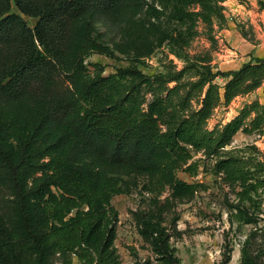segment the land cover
Here are the masks:
<instances>
[{
	"label": "trees",
	"instance_id": "trees-1",
	"mask_svg": "<svg viewBox=\"0 0 264 264\" xmlns=\"http://www.w3.org/2000/svg\"><path fill=\"white\" fill-rule=\"evenodd\" d=\"M224 1L0 0V264H124L112 204L123 191L119 169L148 176L155 196H186L200 185L178 172L195 175L213 161L211 172L238 187L230 221L238 229L257 223L264 151L232 143L240 131L264 135V101L213 129L209 121L219 106L264 86V59L221 71L187 52L200 23L208 33L228 25ZM142 15L164 23L161 42L184 66L169 60L147 73L135 58L108 75L100 66L90 71L93 54L116 58L96 23L123 25L133 36L146 29ZM199 153L205 158L195 159ZM136 220L157 264H182L164 225L143 212ZM251 241L252 234L243 241L240 264H258ZM20 250L32 258L21 261ZM231 252L228 241L220 264Z\"/></svg>",
	"mask_w": 264,
	"mask_h": 264
},
{
	"label": "rangeland",
	"instance_id": "rangeland-1",
	"mask_svg": "<svg viewBox=\"0 0 264 264\" xmlns=\"http://www.w3.org/2000/svg\"><path fill=\"white\" fill-rule=\"evenodd\" d=\"M241 1L246 0H225L226 15L232 14L238 8V4L264 13V6L262 7L259 0H248V6ZM261 1L264 3V0ZM14 11L20 14L16 7ZM24 17L31 27L35 26L37 21L35 18ZM137 18L146 29L138 30L133 36H128L124 32L123 25L96 23L97 31L102 34L103 41L113 49L116 58L95 53L87 59L90 71L93 72L96 66H100L104 69V75H108L118 68L129 66L135 58L143 61L141 67L147 73L162 70L169 60L174 61L177 69L184 66V59L171 54L167 42H161V29L164 23L149 20L144 15ZM220 30L219 25L215 24L214 31L208 33L204 24L200 23L199 34L191 42L187 52L191 56L213 59L214 52L220 45L218 38ZM248 30L252 37L254 32L251 28ZM218 81L222 83L221 79ZM262 87L264 90V86ZM254 100L263 102L264 92L263 95L253 94L232 108L230 105L234 100L227 106H219L209 121V128L213 129L219 123L229 122L247 103ZM263 142L264 139L259 135L240 131L235 135L232 145L244 146L255 143L259 147H264ZM199 158L205 156L199 153L195 159ZM211 164L213 161H208L207 167L201 163L195 175L184 170L178 172L179 179L200 185L194 194L186 196H173L171 189L160 196H155L149 191L148 176L134 175L120 169L116 172L123 191L112 200L118 214L115 247L124 264L136 262L157 264V254L150 241L139 232L136 220L138 212L147 214L170 231L171 243L176 248V254L181 258L182 264H220L228 241L232 248L231 261L228 264H240L242 244L250 234H252L250 252L258 264H264V202L257 223L244 224L238 229V224L232 223L229 218L230 205L236 198L235 192L238 187L229 186L220 177L215 176L210 170ZM32 256L31 252L17 251V257L21 261L30 260Z\"/></svg>",
	"mask_w": 264,
	"mask_h": 264
},
{
	"label": "crops",
	"instance_id": "crops-1",
	"mask_svg": "<svg viewBox=\"0 0 264 264\" xmlns=\"http://www.w3.org/2000/svg\"><path fill=\"white\" fill-rule=\"evenodd\" d=\"M247 1H241V3L243 2L248 6ZM227 17L229 18L228 25L218 32L220 45L214 52L211 61L212 65L215 66L214 70H238L252 59H264V13L253 11L243 4H238V8L232 14H227ZM248 28L254 32L252 37ZM221 82L224 83L225 79L222 78ZM256 93L263 95V87L245 96H238L231 103L230 108ZM261 138L264 139V135ZM260 148L264 151V147L260 146Z\"/></svg>",
	"mask_w": 264,
	"mask_h": 264
}]
</instances>
